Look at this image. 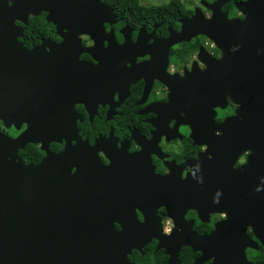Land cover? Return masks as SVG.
Returning <instances> with one entry per match:
<instances>
[{
    "label": "flooded vegetation",
    "instance_id": "af4514ba",
    "mask_svg": "<svg viewBox=\"0 0 264 264\" xmlns=\"http://www.w3.org/2000/svg\"><path fill=\"white\" fill-rule=\"evenodd\" d=\"M169 1L74 10L30 0L13 13L14 41L0 40V133L15 139L40 119L42 141L10 145L15 159L38 164L67 147L85 171L28 180L26 205L49 215L45 237L57 247L62 216L73 215L88 235L76 243L110 264H264V177L240 171L258 153L241 139L239 104L223 87L241 58L233 42L195 33V10L211 14L201 0L158 9ZM235 1L222 11L240 21ZM179 35L188 40L170 45ZM20 69L26 79L16 80Z\"/></svg>",
    "mask_w": 264,
    "mask_h": 264
},
{
    "label": "water",
    "instance_id": "95a60500",
    "mask_svg": "<svg viewBox=\"0 0 264 264\" xmlns=\"http://www.w3.org/2000/svg\"><path fill=\"white\" fill-rule=\"evenodd\" d=\"M29 1L0 0V40L14 41L11 36L15 27L13 13H20ZM31 1L42 4L52 0ZM59 1H63L67 9L73 5L74 10L81 4L99 2V0ZM229 1L231 0L212 2L201 0V3L210 10L209 18L203 20V15L196 9L189 22L192 23L199 18L202 27L195 33L207 35L216 44L223 41L235 44H232L229 50L234 57H240L241 60L237 63L238 69L233 73L234 80L228 79V83L223 87L230 90L234 100L239 104L236 114L241 119L238 128L241 139L249 140L247 142L250 143V147L254 145L258 153L252 156L240 171L243 169L242 172H246V176L251 175L254 170L260 171V174L254 172L255 176L264 177V0L235 1L236 10L244 17L240 21L235 17H228L222 11V6ZM221 27L224 28L222 31ZM178 37L168 38L167 41H170L171 45L188 40L186 36ZM12 45L9 46L12 48L14 47ZM20 54L23 56L25 53ZM210 61L211 63L207 65L218 64V61ZM24 71L25 69L16 70L15 79H26L23 78ZM162 77L168 83V78ZM38 96L41 94L38 93ZM210 97L217 98V95L215 93ZM232 119L234 118L225 120L221 126L232 127ZM26 123L27 128L15 139L0 133V264H110L104 259V254L93 257L88 243L81 245L76 243L79 240L88 241V235L86 231L75 230L73 215L62 216L63 235L60 233L62 237L60 236L59 246H56L57 243L53 245L47 242L45 235L49 232L51 222L44 216L49 215L37 214L29 205L27 207L25 198L27 181L30 180L32 186H40L45 184L46 178L76 177L79 175L78 171L84 173L85 171L80 162L72 157L73 151L67 147L60 153H49L38 164H25L21 159L16 160V155H12L11 151L23 147L25 142L42 141L43 134L40 130L43 127L40 119L26 120ZM57 123L56 119L47 120L48 127H56ZM55 137L52 135L50 139L54 140ZM12 144H15L14 149L10 146ZM73 166L76 167L75 172H72ZM169 178V175L161 176L160 183L167 182ZM175 200L179 201L176 198ZM182 203L188 204L190 200L184 196ZM167 210L168 216H175V213L170 212L168 205ZM77 234L81 237H77Z\"/></svg>",
    "mask_w": 264,
    "mask_h": 264
},
{
    "label": "trees",
    "instance_id": "16d2710c",
    "mask_svg": "<svg viewBox=\"0 0 264 264\" xmlns=\"http://www.w3.org/2000/svg\"><path fill=\"white\" fill-rule=\"evenodd\" d=\"M126 1L130 2V0H126ZM179 1H180V0H170L169 3L161 4V5L158 7V9H159L160 11H165L166 9L171 8L172 6H175V5L173 4V2H179ZM128 2H127V3H128ZM134 6H135V7L139 6V4L137 3V0H134ZM227 7H229V9H227V11L231 12V14H234V13H235V9H234V7L232 6L231 3H230V5H228Z\"/></svg>",
    "mask_w": 264,
    "mask_h": 264
},
{
    "label": "rangeland",
    "instance_id": "374dc122",
    "mask_svg": "<svg viewBox=\"0 0 264 264\" xmlns=\"http://www.w3.org/2000/svg\"><path fill=\"white\" fill-rule=\"evenodd\" d=\"M162 1H166V0H161V2ZM187 1H191V3L194 5V4H196L197 2H198V0H187Z\"/></svg>",
    "mask_w": 264,
    "mask_h": 264
}]
</instances>
